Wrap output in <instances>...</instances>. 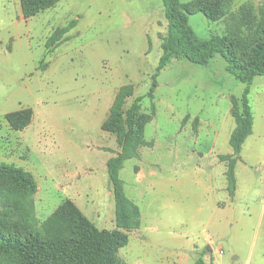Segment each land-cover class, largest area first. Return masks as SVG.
I'll list each match as a JSON object with an SVG mask.
<instances>
[{
	"label": "rangeland",
	"instance_id": "obj_1",
	"mask_svg": "<svg viewBox=\"0 0 264 264\" xmlns=\"http://www.w3.org/2000/svg\"><path fill=\"white\" fill-rule=\"evenodd\" d=\"M189 1V0H182ZM263 0H234L257 9ZM230 17L190 15L201 37L223 34ZM76 25L52 47L58 28ZM168 20L162 0H61L26 19L20 0H0V163L34 174L36 215L44 221L66 198L98 227L117 228L107 161L121 151L102 129L119 88L133 84L143 110L145 146L120 171L142 225L120 249L126 264H264V75L250 85L253 132L243 144L227 189L231 97L247 84L215 55L208 66L172 59L146 96L162 55ZM32 108V122L14 129L10 112ZM211 248V250H209Z\"/></svg>",
	"mask_w": 264,
	"mask_h": 264
},
{
	"label": "trees",
	"instance_id": "obj_2",
	"mask_svg": "<svg viewBox=\"0 0 264 264\" xmlns=\"http://www.w3.org/2000/svg\"><path fill=\"white\" fill-rule=\"evenodd\" d=\"M22 13L29 19L56 6L61 0H20ZM168 20L167 33L162 39V55L153 75L152 86L146 96L154 98L158 77L172 59H187L192 63L208 66L215 55L227 62L226 69L245 82L240 98L231 97V114L236 126L230 136L232 153L221 156L228 161L227 189L234 195L237 189L235 168L241 157L242 147L253 132V114L249 103L250 85L257 75H264V0L255 9L241 6L232 13L234 0H162ZM202 13L217 22L230 17L223 34L201 37L190 23V15ZM77 23L58 28L51 36L52 47ZM133 84L121 86L116 94L102 129L116 135L121 151L107 161V171L113 185L116 204L115 229L98 228L71 198L64 199L44 221L36 215L34 195L38 183L30 171L0 163V264H126L120 249L129 243V231L139 229L142 214L139 205L125 190L120 176L125 161L138 158L145 146L153 142L146 138V126L156 114L153 103L151 112L143 110L137 96L127 106L134 94ZM33 109L22 108L6 115L11 126L23 130L33 120ZM195 264H206L203 257Z\"/></svg>",
	"mask_w": 264,
	"mask_h": 264
},
{
	"label": "water",
	"instance_id": "obj_3",
	"mask_svg": "<svg viewBox=\"0 0 264 264\" xmlns=\"http://www.w3.org/2000/svg\"><path fill=\"white\" fill-rule=\"evenodd\" d=\"M209 250H211V248H209Z\"/></svg>",
	"mask_w": 264,
	"mask_h": 264
},
{
	"label": "crops",
	"instance_id": "obj_4",
	"mask_svg": "<svg viewBox=\"0 0 264 264\" xmlns=\"http://www.w3.org/2000/svg\"><path fill=\"white\" fill-rule=\"evenodd\" d=\"M205 260V259H204ZM205 262H206V260H205Z\"/></svg>",
	"mask_w": 264,
	"mask_h": 264
}]
</instances>
